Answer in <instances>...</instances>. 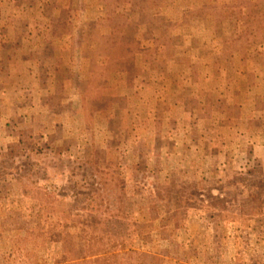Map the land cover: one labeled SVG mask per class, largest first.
Masks as SVG:
<instances>
[{
    "label": "rangeland",
    "instance_id": "rangeland-1",
    "mask_svg": "<svg viewBox=\"0 0 264 264\" xmlns=\"http://www.w3.org/2000/svg\"><path fill=\"white\" fill-rule=\"evenodd\" d=\"M0 264H264V0H0Z\"/></svg>",
    "mask_w": 264,
    "mask_h": 264
}]
</instances>
